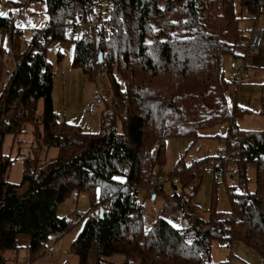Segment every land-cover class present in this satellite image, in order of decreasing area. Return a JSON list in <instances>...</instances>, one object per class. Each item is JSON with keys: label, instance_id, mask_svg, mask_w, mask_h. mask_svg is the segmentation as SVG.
Segmentation results:
<instances>
[{"label": "trees", "instance_id": "trees-1", "mask_svg": "<svg viewBox=\"0 0 264 264\" xmlns=\"http://www.w3.org/2000/svg\"><path fill=\"white\" fill-rule=\"evenodd\" d=\"M30 1L45 4L47 20L29 45L22 43L23 29L13 15L0 16V264H6L7 251L20 249V236L29 237L33 260L52 235L60 238L80 220L84 227L71 245L78 264H112L107 258L113 255H123L122 264H211V244L217 239L242 241L264 259V131L237 126L228 100L232 83L224 64L225 57L235 63L244 54L252 27H242V22L260 19L264 1L259 5L258 0H239V15L236 0H113L107 27L74 41V66L91 80L104 73L109 83L110 102L102 95L107 110L94 134L56 113L46 51L54 40H70L69 20L92 19L95 4ZM10 60L15 65L11 74L6 71ZM260 96L264 115V82ZM41 100L43 110L37 116ZM223 122H230L225 138L234 145L229 143L225 151L237 158L239 187L247 185L245 168L253 162L256 190L229 188L239 199L235 202L230 196V213L196 218L190 201L200 184L190 187L191 195L185 194V187L199 178L196 162L187 169L180 162L174 173L185 179V187L182 195L175 196L174 207L185 226L178 229L160 218L146 231L139 190L165 160L166 139L195 140L204 137L202 129ZM27 123H37L41 148L57 147L59 154L41 167L24 159L22 180L16 184L9 181L12 162L4 144L7 135L25 133ZM220 153L214 160L225 155ZM214 165L219 172V164ZM79 193L89 196L90 211L74 219L59 217V205Z\"/></svg>", "mask_w": 264, "mask_h": 264}, {"label": "rangeland", "instance_id": "rangeland-1", "mask_svg": "<svg viewBox=\"0 0 264 264\" xmlns=\"http://www.w3.org/2000/svg\"><path fill=\"white\" fill-rule=\"evenodd\" d=\"M163 1V0H162ZM263 5V4H262ZM20 9H24L23 17L16 21L17 27L23 29L20 39L23 44L25 41L33 39L37 29L45 25L47 20L45 4L30 0H0V16L14 15ZM236 10L240 15L239 0H236ZM245 14L246 11H243ZM252 21H243L242 27L254 29L259 24H264V14L258 19ZM250 32H247L249 39ZM245 35V34H244ZM248 41V40H247ZM47 59L51 64L54 77L53 84V104L56 113L60 118L82 127L83 131L89 134L98 133L101 129V116L106 112V104H102L94 114H86V107L91 103L97 92L110 98L109 83L104 73L99 74L95 80L89 79L82 68L74 66L75 42L71 40H54L48 44ZM250 68V80L239 88L234 85L236 71L232 64L233 59L228 56L224 58L225 71L227 78L232 86L228 95L229 105L232 116H236L237 126L242 130L264 131V115L260 114L261 96L260 84L264 82V48L257 49L254 52ZM6 71L9 74L15 71V65L10 60L6 64ZM1 91V89H0ZM110 102V101H109ZM43 110V101L38 103L37 116H40ZM239 111V112H237ZM37 123H27L25 133L17 136L7 135L4 144V153L11 157V167L9 169V181L20 183L22 180L24 159H30L39 167L44 162H49L58 157L59 149L57 147H42V142L38 141L36 134ZM230 122H223L214 126L204 128L200 131V138L195 140L188 136H170L165 143V160L156 165L154 175L149 183L139 190L138 200L143 207V219L145 230L152 228L155 221L165 218L174 227L182 229L185 226V219L179 210L174 207L176 195H182L185 183L179 174H175V168L181 162L185 169L196 162L195 171L199 176L198 180L190 186L185 187L186 196L191 195L193 185L200 184L196 188V195L191 196L190 205L194 209L195 217L203 220L210 219L213 214L230 213L233 209V203L230 199L229 188H234L236 192L247 190L250 193L256 190L257 165L249 163L246 168L247 185L243 189L239 187L241 181L234 179L236 169L239 172L235 162L236 157H232L225 151L229 143L234 145L233 141L227 140ZM39 132L42 128L39 126ZM40 139V138H39ZM231 149L229 152H233ZM221 152V153H220ZM230 156L228 160L222 161L219 158V172L216 170L217 154ZM222 161V162H221ZM240 174V173H239ZM173 178H177L176 185H173ZM157 180L161 182L163 188L157 193H151L150 183ZM177 187V190L174 189ZM155 196V199H153ZM91 200L86 193L75 194L57 209L59 217L74 219L90 211ZM82 219V218H80ZM85 224L80 220L78 224L70 230L64 232L63 236L56 238L52 235L46 247L40 251L35 259L31 260V253L27 246L30 239L23 235L18 239V250H10L4 254L6 264H78L79 258L71 252V245L78 237ZM53 247L55 252L48 254L46 249ZM233 250L231 264H264L262 256L254 249L247 246L242 241H234L233 249L226 247L224 240H213L211 244V264H221L227 262ZM125 258L123 255H113L107 258V262L112 264H122Z\"/></svg>", "mask_w": 264, "mask_h": 264}, {"label": "built area", "instance_id": "built-area-1", "mask_svg": "<svg viewBox=\"0 0 264 264\" xmlns=\"http://www.w3.org/2000/svg\"><path fill=\"white\" fill-rule=\"evenodd\" d=\"M95 4V13L94 17L90 20L77 23L76 21L69 20L67 22L68 31L67 36L71 41H81L84 39H88L90 36L93 35L94 31H97V29L107 27L108 21L112 17V6H113V0H91ZM264 0H258L259 5L263 4ZM24 9H20L18 12H16L13 15V21L16 22L20 19H24L23 17ZM76 23V24H75ZM41 39L43 40L45 38V34L42 33L40 35ZM50 37V35H48ZM26 45H29V41H25ZM264 46V25L259 24L256 27H254L253 30L250 31L249 39L246 44L245 52L244 54L238 58L234 63V69L236 71V75L234 77L235 84L238 87H241L242 84L246 83L249 80V69L252 66V59L254 58V52ZM9 55L13 57V53L10 52ZM14 62V61H13ZM103 102V96L100 92H97L93 101L86 107L85 113L86 114H94L97 109L102 105ZM219 158H221L222 161L228 160L230 156L228 155H219L216 159L217 164H219ZM234 179H237V176L234 177ZM176 183L177 180H174ZM163 188V185L161 182L158 183L157 180H154L150 183V194L151 193H157L161 191ZM230 196L235 197V202H238L239 199L234 194V189H231L229 192ZM106 208V207H105ZM59 235L56 234V238H58ZM227 247H231V242H226ZM55 250L53 247L47 248V253L52 254ZM230 264V263H228Z\"/></svg>", "mask_w": 264, "mask_h": 264}, {"label": "crops", "instance_id": "crops-1", "mask_svg": "<svg viewBox=\"0 0 264 264\" xmlns=\"http://www.w3.org/2000/svg\"><path fill=\"white\" fill-rule=\"evenodd\" d=\"M262 48V47H261ZM261 48H259V49H261ZM254 57H255V55H254ZM233 65V67H234V64H232ZM252 67V66H251ZM250 67V68H251ZM249 76H250V69H249ZM249 80H250V77H249ZM248 80V81H249ZM247 81V82H248ZM240 88V87H239ZM96 95V94H95ZM95 95H94V97H95ZM94 99V98H93ZM93 99L90 101V102H92L93 101ZM229 248H232L233 249V243H231V247H229ZM233 250H231V253H230V257L228 258V260H226L227 262L229 261V262H231V258L233 257ZM231 264V263H230Z\"/></svg>", "mask_w": 264, "mask_h": 264}, {"label": "water", "instance_id": "water-1", "mask_svg": "<svg viewBox=\"0 0 264 264\" xmlns=\"http://www.w3.org/2000/svg\"><path fill=\"white\" fill-rule=\"evenodd\" d=\"M102 60H103V53L100 52L99 53V61L102 62ZM153 199H155V196H153ZM101 214H103V211L102 210H101Z\"/></svg>", "mask_w": 264, "mask_h": 264}, {"label": "snow or ice", "instance_id": "snow-or-ice-1", "mask_svg": "<svg viewBox=\"0 0 264 264\" xmlns=\"http://www.w3.org/2000/svg\"><path fill=\"white\" fill-rule=\"evenodd\" d=\"M0 15H3V13H0Z\"/></svg>", "mask_w": 264, "mask_h": 264}, {"label": "bare ground", "instance_id": "bare-ground-1", "mask_svg": "<svg viewBox=\"0 0 264 264\" xmlns=\"http://www.w3.org/2000/svg\"><path fill=\"white\" fill-rule=\"evenodd\" d=\"M31 41V40H30ZM76 41V40H75Z\"/></svg>", "mask_w": 264, "mask_h": 264}]
</instances>
